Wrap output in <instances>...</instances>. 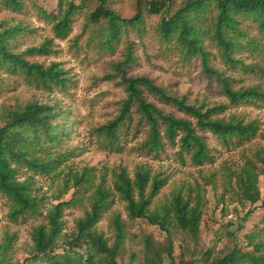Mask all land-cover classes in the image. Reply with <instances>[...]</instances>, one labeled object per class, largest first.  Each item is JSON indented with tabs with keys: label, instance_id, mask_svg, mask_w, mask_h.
Here are the masks:
<instances>
[{
	"label": "rangeland",
	"instance_id": "rangeland-1",
	"mask_svg": "<svg viewBox=\"0 0 264 264\" xmlns=\"http://www.w3.org/2000/svg\"><path fill=\"white\" fill-rule=\"evenodd\" d=\"M141 1L144 4L151 0ZM183 2H167L168 10L162 14H152L143 8L146 24L143 34L130 30L113 49L101 43L99 26H91L87 22L89 8H82L75 16L68 37L59 39L54 34L52 23L44 15L56 14L59 0H25L20 12L0 4V24L21 28L9 41L11 49L15 53H23L49 41L48 54L26 58L44 67L58 64L67 79L65 87L48 89L29 85L20 76L0 72V125L4 113L10 108L23 107L33 101L55 106L60 111L55 123L61 132L56 150L70 157L59 172L48 176L27 168L19 169V181L29 183L32 196L38 199L37 214L13 219L12 203L0 192V245L6 243L8 236H15L12 248L0 255V264H70L68 253L77 259V255L87 256L90 248V253L96 254L89 243L90 237L80 234L76 224L89 210L90 198L103 174H106V185L113 189V171L124 168L134 179L138 167L148 169L151 177L160 175L167 179V184L153 200L151 210L162 213L164 208H170L173 196L178 193L192 203L199 196L202 200L200 229L197 235L184 232L172 212L168 217L170 234L146 220H133L126 210V203L114 191L112 204L95 230L107 247L112 248L116 243L112 219L119 215L125 237L116 257L117 264H144L148 238L162 251L164 264H172L165 254L170 242L174 264H210L235 247L264 258V102L231 103L222 93L218 81L205 74L200 58L186 59L172 45L161 40L158 25L162 15L173 14ZM108 5L124 18L133 17L138 10L137 0H109ZM240 28L244 34L241 39L243 47L235 58L249 69L225 65L217 47L207 40L205 46L210 53V64L229 78L233 90L256 87L264 91V37L253 19L243 18ZM248 40L255 44H248ZM128 44L132 46L135 61L126 68L127 76L147 77L168 94L184 97L189 104L204 106L205 109L223 105V112L213 114V119L228 122L235 118L244 124L255 122L259 127L257 136L245 143L234 140L225 145L213 133L197 129L211 156L202 165L195 164L191 155L181 150L178 140L175 145L170 144L164 133L162 150L157 155L148 154L143 147L148 137L146 125H141L138 132L135 129L125 131L116 150L103 147L96 129L118 115L127 97L114 65L125 59ZM109 75L114 77L109 78ZM144 96L165 114L188 119L195 124L194 119L148 91H144ZM248 162L258 176L260 200L256 204L246 200L237 185L236 174ZM84 169L94 171L78 186L73 178ZM73 198V203L64 208L63 230L59 246L50 253L51 261H34V230L48 225L47 215L55 205ZM249 211H252L251 215L245 218ZM104 257V254H96V264H107Z\"/></svg>",
	"mask_w": 264,
	"mask_h": 264
},
{
	"label": "trees",
	"instance_id": "trees-1",
	"mask_svg": "<svg viewBox=\"0 0 264 264\" xmlns=\"http://www.w3.org/2000/svg\"><path fill=\"white\" fill-rule=\"evenodd\" d=\"M108 1L59 0L57 13L44 15L52 23L55 36L66 39L72 30L75 16L82 8H89L87 22L91 26H99L101 43L113 49L130 30L143 34L146 28L143 8L152 14H162L164 10L165 12L168 10L167 2H172V0H151L143 4L141 0H137L136 14L131 18H124L109 7ZM24 3L25 0H0L1 5L15 12H20ZM243 18L253 19L264 37V0H184L181 7L173 14L162 15L158 25V35L164 43L172 45L186 59L200 58L205 74L218 81L222 93L231 103L264 102V91L256 87L233 90L229 78L211 66L210 53L205 46L207 40L212 41L225 65L231 68L241 66L242 69L248 70L249 66L235 58V54L243 47L241 39L244 34L240 28ZM1 27L0 72L20 76L26 83L36 87L48 89L65 87L67 81L65 72L59 68L58 64L44 67L38 63H31L26 58L31 55L48 54L49 41L40 47L15 53L9 41L21 31V28L3 27V24H0ZM247 43L255 44L252 40H248ZM134 61L132 46L128 44L125 59L114 65V70L121 78L127 97L122 102L118 115L96 129L103 147L116 150L125 131L135 129V132H138L141 125H146L148 137L143 147L148 154L157 155L162 150L164 146L162 134L164 133V137L170 144L175 145L178 140L181 150L190 154L195 164L202 165L209 161L211 156L206 142L198 134L197 129L213 133L225 145L234 140L245 143L257 136L259 127L255 122L244 124L235 118L228 122L213 119V114L223 112L225 109L223 105L205 109L204 106L189 104L184 97L178 98L168 94L147 77L127 76L126 68ZM144 91L155 95L166 104L175 106L194 119L195 124L191 120L165 114L148 102ZM4 114L0 125V192L12 203L11 217L18 219L27 214L39 212L38 199L32 196L29 183L18 179L19 169L27 168L36 174L48 176L59 172L70 157L69 154L56 150L61 140V132L55 123L60 115V111L55 106L33 101L23 107L10 108ZM135 115H137L136 119ZM162 127H164L163 132ZM262 138L264 139V135ZM93 171V169H84L81 174H76L73 178L75 184L81 185ZM105 177L106 174L101 176V181L96 185L90 198V208L77 222L76 229L85 237H90L91 248L96 254H104L107 264H117L116 257L125 237L124 224L119 215L113 217L112 225L116 234V243L112 248L107 247L95 227L110 208L114 191L126 203V210L131 219L146 220L150 225L170 234L168 217L172 212L180 229L191 235L198 234L202 219V200L199 196L195 203H192L180 193L175 194L170 208L166 207L160 213L157 210H151V206L153 200L167 184L166 178L160 175L151 177L148 169L138 167L135 178L132 179L124 168H119L113 171V189H111L106 185ZM236 178L238 188L245 199L251 204H256L260 200V192L258 176L251 162H248L247 166L236 174ZM73 201L74 198L69 202L55 205L47 215L48 225H41L34 230L32 234L34 261H51L50 253L59 246V236L63 230L64 208L71 205ZM262 206L264 207V203ZM251 213L252 211H249L245 218ZM14 239L15 236L7 237L6 243L0 245V255H4L12 248ZM90 251L89 248L87 256L77 255V259L68 253L69 263L96 264V254ZM165 254L174 264L172 242ZM244 262L264 264V258L235 247L228 254L215 258L210 264ZM144 264H164L162 251L150 238L146 240Z\"/></svg>",
	"mask_w": 264,
	"mask_h": 264
}]
</instances>
